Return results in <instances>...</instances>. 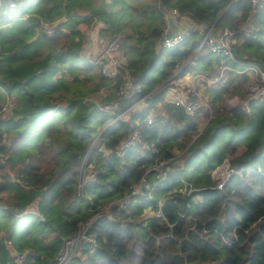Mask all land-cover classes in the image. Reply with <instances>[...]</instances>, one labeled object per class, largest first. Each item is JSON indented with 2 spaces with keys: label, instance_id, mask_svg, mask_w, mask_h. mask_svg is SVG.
Segmentation results:
<instances>
[{
  "label": "trees",
  "instance_id": "16d2710c",
  "mask_svg": "<svg viewBox=\"0 0 264 264\" xmlns=\"http://www.w3.org/2000/svg\"><path fill=\"white\" fill-rule=\"evenodd\" d=\"M11 1L1 0L0 11L10 8ZM14 1L17 6L9 14L0 13V99L1 105L9 96L14 102L12 116L0 118V213L6 215L0 220V264H9L3 232L28 251L29 264H51L57 257L49 263L42 250L60 253L91 215L96 239L85 240L69 264H264V97L251 100L250 114L226 111L224 98L235 93L244 97L249 74L225 69V84L217 81L208 89L216 114L199 130L208 111L191 115L167 100L173 85L168 79L175 69L180 70L174 80L198 69H210L207 73L215 77L224 56L217 54L214 64L215 58L205 52L194 57L196 63L189 62L198 44L187 46L189 35L176 47L159 44L169 9L176 7L197 25H211L223 13L215 27L228 25L237 31V40L243 39L235 48L237 58L264 68V3L253 11L250 0ZM80 9L88 13L76 15ZM251 12L254 30L246 34L240 28ZM62 15L67 18L49 34L42 20ZM93 15L105 20L103 33L122 34L125 69L142 83V93L122 94L120 75L113 84L82 56L86 39L80 25ZM226 62L237 65L229 57ZM103 88L107 94L101 93ZM149 92L148 103L127 120L113 121V110L105 108L117 102L119 113ZM158 102H164L165 113L156 114L152 124L143 123ZM133 126L140 127L151 149L141 154L132 147L118 155L114 149ZM7 134L9 141L4 140ZM97 135L88 163L98 173L79 193L80 166ZM103 141L112 151L100 149ZM180 154L185 155L182 164L175 159ZM226 158L236 171L218 188L213 171ZM160 161L165 176L155 168ZM11 173L29 180L30 186L14 181ZM143 178L149 186L127 205L118 200L103 210ZM32 201L45 219L26 214L36 215L42 226L19 228L26 215L21 211ZM12 218L14 225L8 228Z\"/></svg>",
  "mask_w": 264,
  "mask_h": 264
},
{
  "label": "built area",
  "instance_id": "2783aa9c",
  "mask_svg": "<svg viewBox=\"0 0 264 264\" xmlns=\"http://www.w3.org/2000/svg\"><path fill=\"white\" fill-rule=\"evenodd\" d=\"M253 6V11L262 3L264 0H250ZM17 6L16 1L10 2V8H15ZM2 7V3L0 0V8ZM10 8H3L0 13L1 14H9ZM87 11L76 10L75 14L79 16H83L87 14ZM166 15V25L164 27L163 34L159 41V44L164 47H176L180 45L186 38L187 35L191 34L194 31H199L201 33V37L198 40V48L203 49L205 46L209 48V50L215 54H219L224 56L225 64L227 66L222 68V70L227 68H232L237 72H248L250 80L246 83V95L245 97L234 96L231 99L227 100V108L232 109L234 107H239L241 110L246 111L247 113H252L251 108V100L257 98L264 97V68L257 62L251 60H241L238 59L235 54L234 42L237 41V31L226 25L223 27H215V24L197 25L191 19H189L186 15H182L179 10L174 7L165 13ZM29 15L26 13L24 16ZM13 15H10L12 17ZM61 18H67L66 15H62L59 19L47 22L42 20L44 23L46 30L49 34L53 35L55 33L56 24ZM87 23V28H91V32L93 35L96 33H103L102 30L106 28V22L104 19L93 15ZM254 30L253 24V12H251L242 22L240 31L246 34H250ZM121 38L122 34H115L114 38L110 41H107L102 47H94L91 49H96L95 56L91 59V63L101 67V71L104 75L108 76L112 79V83L116 84L118 82L119 75L122 77L119 83V91L124 95L134 96L143 92V85L140 81L136 79V77L125 69L127 64V58L124 52H121ZM89 49V48H87ZM86 49V57L89 56L91 50ZM121 49V50H120ZM84 55V53H83ZM226 57L231 58L234 62H236V66L233 67L231 64L226 62ZM191 61V59L189 60ZM195 61V60H194ZM196 63V61L194 62ZM204 81H210V78L207 74L201 72L193 73L188 82L182 87L180 91L171 90L168 96V99L173 101L176 105L182 106L186 112L193 115L197 112L208 111L207 114L210 113L209 118L206 120L205 124L214 117L212 111L213 106L210 99L204 94L201 86H206ZM151 94L145 93L142 94L139 99L146 100V98ZM167 99V100H168ZM136 103V100L132 105ZM115 105V103H114ZM108 106L112 107L113 104H109ZM156 113L150 112L147 113L143 118V123L149 125L155 121ZM121 117V116H120ZM120 117H116L117 120ZM113 120V121H115ZM201 127L200 130H202ZM98 143V138L96 141H93L86 153L84 154L81 166H80V182H79V193H82V186L85 187V184L90 179L89 174H93L96 178L98 170L89 169V159L92 156L93 150ZM152 144L148 142L145 138L143 132L141 131L139 126L131 127L127 137L121 141V143L116 146L114 149L118 155H123L127 151V149L136 147L140 150L141 154L146 153L151 149ZM100 149L104 152L107 150H111L106 146L105 142H100ZM164 161H160L155 165V168L160 170L159 176H165L166 172L163 171ZM89 171V174L87 173ZM236 169L230 166L229 160L226 158L222 164L217 166L214 169L213 176L217 180V187L223 188L225 182L230 177V175L235 172ZM11 177L14 181L22 183L25 187L30 186V181L23 178L22 176H18L17 174L11 173ZM146 186H149L148 184ZM140 183H137L132 186L131 191L126 192L121 198H115L109 201L103 208L109 209L110 205L116 203L118 200H121L122 204H127L132 195L139 192ZM192 189V188H191ZM192 190H189V194ZM149 197L151 195L149 194ZM35 202L32 201L21 211V214L26 213H35L40 218L45 219V215L40 210L38 202L37 207L39 211L34 209ZM163 203L162 199L157 200V204L161 205ZM1 206H5L1 204ZM107 209V210H108ZM157 213H160L158 210ZM95 215H91L86 221H81L78 227L77 232L68 237L65 240V245L62 251L57 256V259L51 264H69L71 259L75 256L76 252L80 250L83 242L87 239H94L95 236L91 233V226L94 221ZM3 241L5 247L8 252V263L9 264H29V254L27 250L19 249L15 246L13 239L9 237L5 232H3Z\"/></svg>",
  "mask_w": 264,
  "mask_h": 264
},
{
  "label": "rangeland",
  "instance_id": "374dc122",
  "mask_svg": "<svg viewBox=\"0 0 264 264\" xmlns=\"http://www.w3.org/2000/svg\"><path fill=\"white\" fill-rule=\"evenodd\" d=\"M80 10H82V9H80ZM170 10V9H169ZM86 11V10H85ZM168 11V10H167ZM20 12L21 11H19V14H20ZM87 12H88V10H87ZM61 20V19H60ZM80 28H82V29H84L85 30V39H87V41L85 40V43H84V45L82 46V49H81V54H82V56H84L85 58H87L89 61H90V63H91V59L95 56V51H96V49H91V48H94V47H102L107 41H110V40H112L113 38H114V35H109V34H106V33H101V32H99V33H96L95 35H93L92 34V32H91V28L89 27V28H87V23H83L82 25H80ZM189 39H188V41H187V46H190L191 45V43L192 42H194V41H197V40H199L200 39V37H201V33L198 31V32H196V33H191V34H189ZM187 37V38H188ZM237 42L239 43H236V44H234V49L237 47V46H239V45H241V43H243V39L242 38H238V40H237ZM62 47H65L66 48V46H62ZM87 48H89V49H87ZM197 48H198V45H196L195 46V50H194V53H193V55L189 58V60L191 59V62L192 63H194L195 61H194V57H196V56H202V53H205V52H207V53H209V56H212V58H215V60H214V64H216L217 63V59H216V55L217 54H214V53H210L209 51V49L207 48H201V49H199V50H197ZM86 49L87 50H91L90 51V53H89V56L88 57H86L87 55L85 54L86 53ZM121 50V49H120ZM248 50H250V51H252L253 50V46H248ZM121 52H123L122 50H121ZM83 53H84V55H83ZM190 62V61H189ZM187 63H188V61H187ZM94 65V64H93ZM97 65H95V67H96ZM227 66V64H225V60L222 58L221 59V62H219L218 63V66H217V72H220V73H218L217 74V76H212V75H210V74H208V73H210V69H206V70H202L201 71V73H205V74H207L208 76H209V78H210V81H205L206 82V86H201L202 87V90H203V92H204V94L210 99V101H211V103H212V94L208 91V89H209V87L211 86L210 84H215L217 81H219V82H221V83H223V84H225V81L226 80H228V77H226L225 75L223 76V74H224V70H222V68L224 67H226ZM98 70H99V68H100V70H101V67L100 66H97L96 67ZM178 69H175V73L168 79V82H169V87L172 85V84H176V83H173V80L174 79H172L173 78V76L176 74V73H178V71L180 70H178ZM177 71V72H176ZM198 71H200V69H198ZM197 71V72H198ZM192 72V71H191ZM208 72V73H207ZM240 73V72H239ZM223 76V77H222ZM177 79V78H176ZM222 79V80H221ZM250 80V78H248L247 80H246V83L248 82ZM176 81V80H175ZM215 82V83H214ZM151 83H154V80H151ZM218 83V82H217ZM246 83H245V86H246ZM176 89L174 88L173 89V91H175ZM101 93H103V94H107L108 93V89H106V88H103V90H102V92ZM234 96H241L242 97V95L241 94H239V93H235V94H233V95H231V96H226V98H224V100H223V102H222V108H224L226 111L227 110H229V112H236V111H231L232 109H228L227 108V105H228V103H227V100L228 99H231V98H233ZM245 97V96H244ZM9 98V99H8ZM7 99H8V101L7 102H4L2 105H1V103H2V100L0 99V118H9V117H11L12 116V114H13V106H14V102H13V100H12V97H8ZM97 98L99 99V97L97 96ZM113 103H115V107H110V106H108L109 104H106L105 105V108L106 109H108V110H113V115H112V117H111V119L112 120H115V118L118 116V117H122V119H125V120H127L129 117H130V113H132V112H134V111H136L137 109H141L144 105H145V103H148V100L146 101V100H140L139 98H137L136 99V103L134 104V105H129V106H127V107H125V108H123L121 111H119V113H117V111H115V109L117 108L116 106H117V102H113ZM164 102H158V103H156V105H154L147 113H150V112H154V113H156V114H158L159 112H164L165 113V109H164ZM225 106V107H224ZM252 108V107H251ZM241 110V109H240ZM240 110H237V111H240ZM244 111V110H243ZM246 112V111H245ZM212 113H213V115H215L216 113H215V110H214V108H213V111H212ZM247 113V112H246ZM115 114V115H114ZM249 114V113H248ZM209 116H210V113L209 114H205V116L203 117V120H202V122L199 124V130L201 129V127H204L205 125V122H206V120L209 118ZM156 117V116H155ZM139 122V121H138ZM9 138H10V135L9 134H7V135H5V138H4V140L5 141H9ZM97 138H98V135L96 136V138L93 140V141H96L97 140ZM92 141V142H93ZM111 150L109 149V150H107V151H105V153H107V152H110ZM185 155H178L175 159H176V162H180L181 164L184 162V160H185ZM90 169V168H89ZM90 170H92V169H90ZM98 170V169H97ZM214 172V171H213ZM87 173L89 174V171L87 170ZM92 178H95V176L93 175V174H89V177L87 176V179H92ZM186 182V184H188L189 183V186H191L192 185V183L191 182H189V181H187V180H185ZM185 190V189H184ZM191 190V189H190ZM82 192H84V187L82 186ZM192 192V191H191ZM160 199H162V201L164 200L163 198H160ZM35 204V206H34V209L36 210V211H39V209H38V207H37V202H35L34 203ZM127 205V204H126ZM122 206H125V204H122ZM108 208H106V210H107ZM56 212H58V210L56 209L55 210ZM148 212H149V208L147 207V206H145V209H144V213L145 214H148ZM108 213V212H107ZM59 216H60V214H59ZM4 219H6V215H5V213L4 212H1L0 213V220H4ZM14 221H15V218H12V219H10V220H7V223H6V226L8 227V228H12V226L14 225ZM26 226H31L32 228H34V229H36V230H38L42 225H41V223H38V220H37V218H36V215H34V214H26L25 216H23V217H21V219H20V224H19V228H24V227H26ZM94 234V236H95V238L93 239V240H95L96 239V234L95 233H93ZM89 240H92V239H89ZM63 246H64V244H63ZM63 246H62V248H63ZM61 248V249H62ZM44 250V249H43ZM42 250V252H44V260L45 261H48L49 263H51L50 261L52 260V258H54L55 256L57 257L58 256V254H57V252H55L54 253V255H49L48 254V252H47V250L45 249V251H43ZM61 251V250H60ZM59 251V252H60ZM80 251H77L76 252V254H78Z\"/></svg>",
  "mask_w": 264,
  "mask_h": 264
},
{
  "label": "crops",
  "instance_id": "0c3cea01",
  "mask_svg": "<svg viewBox=\"0 0 264 264\" xmlns=\"http://www.w3.org/2000/svg\"><path fill=\"white\" fill-rule=\"evenodd\" d=\"M195 73L194 71H188L186 74H184L183 76L179 77L175 80H173V83H176V84H173L169 89H168V93H167V97L166 99H168V96H169V93L171 90H173L174 88L177 90V91H180L182 89V87L186 84V82H188V79L189 77ZM204 83V82H203ZM205 84V83H204Z\"/></svg>",
  "mask_w": 264,
  "mask_h": 264
},
{
  "label": "water",
  "instance_id": "95a60500",
  "mask_svg": "<svg viewBox=\"0 0 264 264\" xmlns=\"http://www.w3.org/2000/svg\"><path fill=\"white\" fill-rule=\"evenodd\" d=\"M222 15H223V13L216 19L215 23L222 17ZM86 41H87V39H86ZM237 110H240V108L239 107H234V108H232L231 111H237ZM232 113H234V112H232ZM146 185H147V179L146 178H143L141 180V182H140V188H139V192L140 193L144 191ZM10 207L12 209H15L16 208V203H13L12 206H10Z\"/></svg>",
  "mask_w": 264,
  "mask_h": 264
},
{
  "label": "clouds",
  "instance_id": "9594fccd",
  "mask_svg": "<svg viewBox=\"0 0 264 264\" xmlns=\"http://www.w3.org/2000/svg\"><path fill=\"white\" fill-rule=\"evenodd\" d=\"M86 23V22H85ZM195 60V59H194ZM204 83H205V81H204ZM206 84V83H205Z\"/></svg>",
  "mask_w": 264,
  "mask_h": 264
}]
</instances>
